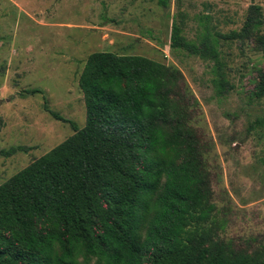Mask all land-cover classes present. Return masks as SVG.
<instances>
[{
	"label": "trees",
	"instance_id": "obj_1",
	"mask_svg": "<svg viewBox=\"0 0 264 264\" xmlns=\"http://www.w3.org/2000/svg\"><path fill=\"white\" fill-rule=\"evenodd\" d=\"M262 24L252 3L233 34L264 48ZM181 32L174 22L171 46L212 61L215 94L224 97L232 85L217 35L206 30L197 43ZM79 85L84 126L45 104L73 133L0 184V264H264V243L214 238L206 144L190 124L196 101L179 69L94 51ZM254 94L264 98V77ZM31 148L0 147V155Z\"/></svg>",
	"mask_w": 264,
	"mask_h": 264
},
{
	"label": "rangeland",
	"instance_id": "obj_2",
	"mask_svg": "<svg viewBox=\"0 0 264 264\" xmlns=\"http://www.w3.org/2000/svg\"><path fill=\"white\" fill-rule=\"evenodd\" d=\"M252 3L261 7L264 31V0H0V147H32L0 155V184L73 133L45 104L84 126L79 77L90 53L139 54L179 69L196 101L190 124L206 144L220 225L214 238L264 243V98L254 94L264 48L254 36L233 34ZM174 22L185 40L217 35L232 85L224 97L215 94L212 61L171 46ZM27 88L41 93L24 94Z\"/></svg>",
	"mask_w": 264,
	"mask_h": 264
}]
</instances>
